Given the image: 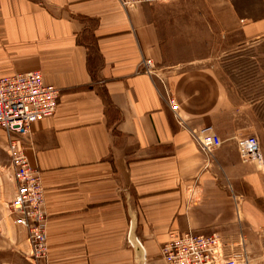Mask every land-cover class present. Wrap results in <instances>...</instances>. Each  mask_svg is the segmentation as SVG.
Returning <instances> with one entry per match:
<instances>
[{
  "label": "crops",
  "instance_id": "1",
  "mask_svg": "<svg viewBox=\"0 0 264 264\" xmlns=\"http://www.w3.org/2000/svg\"><path fill=\"white\" fill-rule=\"evenodd\" d=\"M261 40L264 0L130 11L119 0H0V77L40 70L60 90L55 114L21 141L46 192L49 255L38 263L7 208L17 184L0 127V264H167L163 244L187 231L218 233L227 254L264 264V156L242 157L250 128L210 63L219 44ZM207 124L223 141L210 153L192 135Z\"/></svg>",
  "mask_w": 264,
  "mask_h": 264
},
{
  "label": "built area",
  "instance_id": "2",
  "mask_svg": "<svg viewBox=\"0 0 264 264\" xmlns=\"http://www.w3.org/2000/svg\"><path fill=\"white\" fill-rule=\"evenodd\" d=\"M128 11L138 5L157 0H119ZM152 63L151 59L143 62ZM60 90L45 83L40 70L18 72L0 77V127L6 131L7 153L14 167L16 193L9 203L15 223L27 230L29 252L32 263L48 259V213L45 209V188L42 172L30 162L21 141L31 130L34 122L55 114ZM176 110L178 105L173 103ZM196 144L206 153L222 145L216 128L207 124L192 130ZM238 148L243 158L263 159L261 143L256 135L239 139ZM127 240L133 247L143 248L141 240L130 228ZM167 264H250L244 251L226 253L224 238L218 233H171L162 246Z\"/></svg>",
  "mask_w": 264,
  "mask_h": 264
},
{
  "label": "rangeland",
  "instance_id": "3",
  "mask_svg": "<svg viewBox=\"0 0 264 264\" xmlns=\"http://www.w3.org/2000/svg\"><path fill=\"white\" fill-rule=\"evenodd\" d=\"M210 63L250 128L247 135L258 136L264 156V40L239 47L219 44Z\"/></svg>",
  "mask_w": 264,
  "mask_h": 264
}]
</instances>
